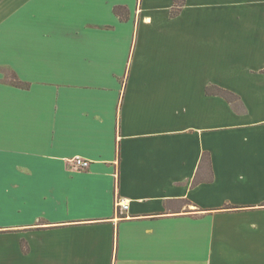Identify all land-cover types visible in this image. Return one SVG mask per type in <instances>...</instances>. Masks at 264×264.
I'll return each instance as SVG.
<instances>
[{
    "label": "crops",
    "instance_id": "crops-1",
    "mask_svg": "<svg viewBox=\"0 0 264 264\" xmlns=\"http://www.w3.org/2000/svg\"><path fill=\"white\" fill-rule=\"evenodd\" d=\"M0 264H264V0H0Z\"/></svg>",
    "mask_w": 264,
    "mask_h": 264
},
{
    "label": "trees",
    "instance_id": "trees-1",
    "mask_svg": "<svg viewBox=\"0 0 264 264\" xmlns=\"http://www.w3.org/2000/svg\"><path fill=\"white\" fill-rule=\"evenodd\" d=\"M178 4H179V0H178ZM177 7V5H176ZM179 8V5H178ZM178 8L177 10L175 9L173 11V15H176L178 13ZM124 8L123 7H116L114 9V12L116 15H118L122 20L127 17L125 12H124ZM9 80L11 82L12 85L18 87V88H22V89H27L29 87V84L22 82L15 73H11L9 74ZM211 91V90H210ZM212 92V91H211ZM217 94L223 96L224 98H226L232 105L236 106L237 102L239 101V98L231 93L225 92L223 90L217 89Z\"/></svg>",
    "mask_w": 264,
    "mask_h": 264
},
{
    "label": "built area",
    "instance_id": "built-area-1",
    "mask_svg": "<svg viewBox=\"0 0 264 264\" xmlns=\"http://www.w3.org/2000/svg\"><path fill=\"white\" fill-rule=\"evenodd\" d=\"M72 164L75 168L78 169H87L90 167L91 163L88 160H85L83 158H75L72 160ZM129 203L124 202V201H120L118 203V209H119V213L120 214H126L129 210Z\"/></svg>",
    "mask_w": 264,
    "mask_h": 264
}]
</instances>
